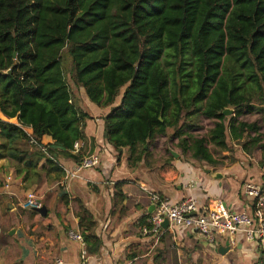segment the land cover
Segmentation results:
<instances>
[{
	"label": "trees",
	"instance_id": "16d2710c",
	"mask_svg": "<svg viewBox=\"0 0 264 264\" xmlns=\"http://www.w3.org/2000/svg\"><path fill=\"white\" fill-rule=\"evenodd\" d=\"M164 57L175 60L171 78ZM229 57L252 69L261 99L264 0H0V114L17 121L0 120V161L14 164L25 189L45 169L59 177L57 158L83 140V90L109 110L104 138L118 161L126 151L140 162L173 128L180 154L203 167L221 165L232 144L248 156L260 149L264 163L258 123L239 120L256 111L254 88L238 86L234 73L226 78ZM198 116L214 122L203 137L185 131ZM44 136L53 141L47 155L28 145Z\"/></svg>",
	"mask_w": 264,
	"mask_h": 264
},
{
	"label": "crops",
	"instance_id": "0c3cea01",
	"mask_svg": "<svg viewBox=\"0 0 264 264\" xmlns=\"http://www.w3.org/2000/svg\"><path fill=\"white\" fill-rule=\"evenodd\" d=\"M82 92L76 98L82 101L85 109L79 107L87 115L81 124L84 148L79 154L57 158L59 177L45 169L44 183L37 186L46 209L44 217L19 207L18 201L27 193L25 182L9 168L8 160L0 161V264L259 262L258 243L242 234L219 237L210 247L199 234L176 226L155 243L152 235H142L141 225L151 208L145 190L159 193L170 203L192 197L201 211L214 210L221 204L227 211L251 214L254 201L243 194V188L247 183L264 186L261 158L248 156L239 145L232 144L222 153L224 162L211 169L188 160L177 150L159 154V148L152 145L140 162L134 163L126 151L118 161L104 138L103 117L109 110L87 103ZM0 120L17 123L1 114ZM41 143L51 145L53 141L44 136ZM90 155L99 158L98 167L77 170L80 161ZM202 168L220 174L221 179H213ZM7 177H11L8 194L4 189ZM69 230L87 237L85 260H81V246L67 239ZM227 242L228 250L219 252Z\"/></svg>",
	"mask_w": 264,
	"mask_h": 264
},
{
	"label": "built area",
	"instance_id": "2783aa9c",
	"mask_svg": "<svg viewBox=\"0 0 264 264\" xmlns=\"http://www.w3.org/2000/svg\"><path fill=\"white\" fill-rule=\"evenodd\" d=\"M27 134H31L25 130ZM28 145L37 148L41 153L47 155V145L38 143L32 138L28 140ZM84 148L82 142H76L73 145V152L80 153ZM99 158L96 155H90L83 158L77 167V170L96 168L99 165ZM11 177L6 178L4 189L8 194ZM150 206L154 210L144 220L141 225V232L144 236L152 235L155 243H158L161 237L170 229L180 226L190 229L199 234L208 246L214 247L216 240L222 236L233 237L242 234L248 241H256L260 251V260L257 264H264V186H257L251 183L244 185L243 194L251 198L254 210L251 214L247 212H230L221 204L216 209L210 211L199 210L196 201L192 197H186L177 203H170L159 193L145 190ZM41 201L37 194L27 192L19 201L18 205L22 210L39 208ZM167 220L168 227L164 228L163 223ZM67 239L81 246V260L86 259L85 242L79 231L69 230ZM62 264L61 261L57 262Z\"/></svg>",
	"mask_w": 264,
	"mask_h": 264
},
{
	"label": "rangeland",
	"instance_id": "374dc122",
	"mask_svg": "<svg viewBox=\"0 0 264 264\" xmlns=\"http://www.w3.org/2000/svg\"><path fill=\"white\" fill-rule=\"evenodd\" d=\"M161 62H162V66H163L164 71L167 72L169 74V77L171 78L173 66H172V64H168V62L174 63L175 62L174 58H168L167 59L164 57V59ZM177 64H178V61H177ZM241 64H243V61L241 62ZM185 69L189 70L190 67L189 68L185 67ZM249 70H252L249 66L247 67V69L244 67H241L240 64L234 63L230 57L225 59L223 67H222V71L226 74L225 75L226 78H227V75H232L233 73H234V75H239L237 77V80H236V83L238 86H240L242 88H254L252 98H253L254 104L256 105L255 106L256 111L252 115H245V116L239 118V120L242 122H246V123H254V122L258 123V126L260 128L259 133L264 137V95H263V97H261V99H260V97H258V95H260V94L255 92L256 87H255L254 82L250 78H248ZM174 75H176V74H174ZM175 80L178 83V76L177 75H176ZM176 87L177 86L174 87L172 85V83H170L169 93L170 94L173 93L176 90ZM82 95H83V97H85L84 92H82ZM85 100H87L86 97H85ZM261 102H262V105H259ZM87 103H89L88 100H87ZM79 104L81 105V107L83 109H85V106L83 105L82 101H79ZM227 109L233 111L232 107H228ZM230 116H232V114ZM230 116H227V117H230ZM185 122H187V121H185ZM182 123H184L183 119L180 121L179 126L182 125ZM213 123H214L213 121L207 120V119L200 117V116L193 117L192 118L193 128H191V130L185 129V131H187L192 136L203 137L213 127ZM174 131H175V129H173V128L168 129L166 137H159L155 140L156 143L154 142L153 145L156 146L157 148H159V154L162 151H165L166 153H168L169 150H172V151L177 150L178 152H180V149L177 147L178 140L174 139V138L170 139V137L172 136ZM208 147H209L210 151H212V152L215 151V149L212 145H209ZM149 149H150V147H149ZM260 151H261L260 149H257L252 154L251 157L256 158V159H260V158L262 159V155H261ZM167 157L169 158L170 156L167 155ZM187 158H188V160H190L189 157H187ZM190 161H192V160H190ZM9 168H11L13 170V172L15 173L14 164L10 161H9ZM40 183H44V181H41ZM40 183H34L32 185L33 187L31 186L29 189H26V192H34L35 194H37V190H38L37 186ZM48 186H50V185H48Z\"/></svg>",
	"mask_w": 264,
	"mask_h": 264
},
{
	"label": "water",
	"instance_id": "95a60500",
	"mask_svg": "<svg viewBox=\"0 0 264 264\" xmlns=\"http://www.w3.org/2000/svg\"><path fill=\"white\" fill-rule=\"evenodd\" d=\"M233 111L229 110V109H224L223 112H222V115L224 117H227V116H230L232 114ZM201 171L209 176H211L213 179L215 180H220L221 179V175L220 174H217V173H212L210 169H207V168H202ZM39 203L41 201H38ZM154 210V206H151V208L149 209V213L151 214ZM28 211H31V212H36L38 213L41 217H44L45 214H46V209H45V206L43 204L40 205L39 208H35V209H29ZM163 227L164 228H167L168 227V222L167 220L164 221L163 223ZM222 249H219V252H222L223 250H228L229 248V242H227L225 244V247H221Z\"/></svg>",
	"mask_w": 264,
	"mask_h": 264
}]
</instances>
